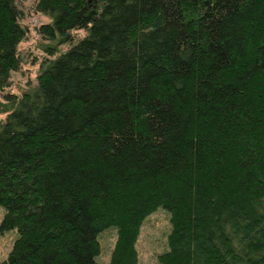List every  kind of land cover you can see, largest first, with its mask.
<instances>
[{
	"label": "trees",
	"instance_id": "1",
	"mask_svg": "<svg viewBox=\"0 0 264 264\" xmlns=\"http://www.w3.org/2000/svg\"><path fill=\"white\" fill-rule=\"evenodd\" d=\"M34 9L50 20L37 85L6 93L27 31L0 0V231L18 234L0 264H100L113 227L108 264H139L159 208L160 264H264V0Z\"/></svg>",
	"mask_w": 264,
	"mask_h": 264
},
{
	"label": "rangeland",
	"instance_id": "2",
	"mask_svg": "<svg viewBox=\"0 0 264 264\" xmlns=\"http://www.w3.org/2000/svg\"><path fill=\"white\" fill-rule=\"evenodd\" d=\"M24 13L22 26L27 31L25 38L18 46V56L21 64L18 71L11 74V86L6 89L17 95L32 91L37 85L39 65L46 55L42 50L43 41L38 29L41 25L49 23V17L38 13L34 9L35 0H17ZM84 31H80L78 36H83ZM68 45L61 46L65 51ZM2 100V98H0ZM6 114L0 113V122H3ZM4 216V208L0 206V225ZM171 229L169 213L159 208L143 221L137 240V252L139 264H160L159 256L167 251L168 236ZM17 231H0V260H5L17 238ZM117 239V229L109 228L99 234V254L96 260L100 264H108Z\"/></svg>",
	"mask_w": 264,
	"mask_h": 264
}]
</instances>
